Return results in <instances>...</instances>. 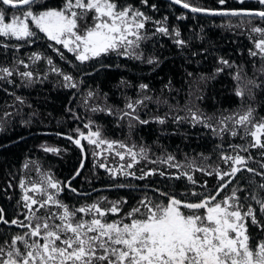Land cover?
I'll return each instance as SVG.
<instances>
[{
    "label": "snow or ice",
    "instance_id": "1",
    "mask_svg": "<svg viewBox=\"0 0 264 264\" xmlns=\"http://www.w3.org/2000/svg\"><path fill=\"white\" fill-rule=\"evenodd\" d=\"M171 2L193 14L247 17L249 25L254 18L264 22V0H256L261 6L257 10L203 8L192 4L190 0ZM239 2L243 4L245 0ZM141 3L147 5L148 0H141ZM218 3L222 6L226 0H218ZM166 20L165 17L163 21H153L139 8L130 3H121L120 0H61L59 5L52 4L51 0L48 3L45 0H0V38H3L0 48L19 52L25 45L46 39L50 42L48 47L68 63L71 61L66 53L80 64L115 54L158 65L157 58H145L140 51L143 42L150 38L146 24L153 23V35L160 33L172 37L174 44L181 49L188 44V41L181 39L178 29L169 31ZM81 22L84 23L83 28ZM249 32L258 36L253 40L249 55L264 61V28L252 26ZM7 41L18 43L10 44ZM42 59L46 60L52 72L62 76L65 88H78L74 77L62 72L51 57H42L39 53L29 56L33 64ZM219 63L234 67L224 59ZM20 66L27 69L30 65L15 56L12 67L0 65V81L11 84L13 81L10 78L18 75L26 84L32 83L33 73L19 71ZM222 71L223 68L216 69L217 74ZM259 71L264 74V65ZM188 75L191 77L193 74ZM210 78L214 76L199 77L200 80ZM233 79L236 81L235 95L241 102L238 109L227 115L221 113L215 118L214 124L211 123L214 118L205 116L198 108L194 110L187 107V115L174 117L177 124L181 121L201 124L221 140L225 135L233 138L240 136L245 143L229 144L230 152L223 150V144L217 145L221 149L218 159L225 167L221 169L216 165L209 170L208 167L196 165L195 161L181 164L170 154L159 161L176 169L178 175L175 179L186 178L192 185L197 183L191 174L194 171L215 175L221 183L212 192L189 190L176 195L158 188L152 189V196L145 192L127 212H123L122 207L128 203L126 199L108 201L102 197L90 204L70 206L60 196L65 188L80 195L71 187V179L62 182L37 168L38 180L22 178L19 181L22 195L18 204L24 209L19 215L23 219L17 217L6 220L3 209H0V224L21 229L5 234L0 240V264H264V171L248 167L253 157L242 154L249 153L251 149L264 150V116L257 119L256 108L247 102L254 99L253 90L260 88L261 83L252 78L245 80L239 71L233 74ZM138 87L141 92L147 93V84L142 83ZM94 95L91 91L87 94L88 98ZM16 99L23 103L22 98ZM145 101H152V97L144 95L135 101L128 98L125 108L117 110L115 114L119 119L127 117L130 122L135 120L147 124L149 121L141 120L136 114L137 108ZM154 102L161 103L159 100ZM91 111L114 114L110 107L94 106ZM167 116V113L165 117L157 116L155 122L163 125L167 122ZM84 127L88 129L87 133L76 129V137H65L80 149L83 156L72 179L80 175L87 158L82 141H87L94 149L115 151L121 160L125 159L126 154L130 157L129 162L119 168H108L105 163L94 164V167L105 169L113 179L117 178L118 173L135 177L134 173L126 169L133 168L139 159L147 158L144 148L137 151L135 145L104 138L99 127L93 130L91 121ZM42 149L55 154L61 151L47 145H43ZM92 155L101 157L102 152L94 150ZM261 155L264 156V151ZM28 167V164L24 165L25 169ZM261 168H264V164H261ZM155 171L149 170L135 178L145 179L154 175ZM244 171L251 174L247 184L237 182L218 199L237 174ZM160 175L165 173L160 172ZM255 177H260V182ZM201 188L206 189L207 184L201 185ZM242 192L243 197L240 195ZM189 197L197 199L191 200ZM105 203L107 206L102 207ZM41 209L44 210L43 215L39 214ZM109 216L116 218L109 220ZM249 221L259 230L256 238L249 233Z\"/></svg>",
    "mask_w": 264,
    "mask_h": 264
},
{
    "label": "trees",
    "instance_id": "2",
    "mask_svg": "<svg viewBox=\"0 0 264 264\" xmlns=\"http://www.w3.org/2000/svg\"><path fill=\"white\" fill-rule=\"evenodd\" d=\"M45 2L48 3L49 0ZM60 2L61 0H51L54 5H59ZM120 2L130 3L139 8L153 21H163L166 17L169 31L178 29L181 32V39L188 41L187 47L182 49L177 47L172 37L160 33L153 35L155 26L149 22L146 29L150 38L143 42L140 51L145 58H157L158 65L126 59L115 54L80 64L71 54L66 53L68 60L71 61L68 63L61 60L48 47L50 42L46 39L25 45L19 52L0 48V65L12 67L15 56L30 65L27 69L20 66L19 71L33 73V82L30 84H26L18 75L10 78L13 81L11 84L0 81V209H3L6 220L10 221L17 217L23 219V216L19 215L24 211L22 205L18 204L21 198L19 181L22 178L35 177L36 168L52 174L62 182L71 179V187L80 195L65 188L60 196L70 206L90 204L102 197H106L108 201L126 199L128 203L122 207L123 212H127L145 192L152 196V189L158 188L176 195L189 190L212 192L218 183H221L215 175L209 176L194 171L191 174L197 183L192 185L186 178L175 179L174 177L178 175L176 169L159 161L170 154L181 164L195 161L196 165L208 167L209 170L216 165L221 169L225 167L218 159L221 149L217 145L223 144V150L230 152L229 144L245 143L240 136L233 138L225 135L221 140L201 124L193 125L190 121H181L177 124L174 117L187 115V107L194 110L198 108L205 116L213 117L211 123L214 124L215 118L221 113L227 115L238 109L241 102L235 95L236 81L233 79V74L238 71L245 80L252 78L261 83L260 88L253 90L254 99L247 102L256 108L257 119L264 116V74L259 71L264 61L249 55V50L253 48V40L258 38L255 34H250L249 29L252 26L264 28V22L254 18L249 25L246 22L247 17L193 16L175 9L162 0H148L147 5L142 4L141 0ZM190 2L211 9L257 10L261 7L256 1L241 4L235 0H226L222 6L218 0ZM181 16L185 18L178 19ZM81 27H84L83 22ZM32 53L51 57L62 72L74 77L78 88H65L62 76L52 72L46 60L42 59L33 64L29 60ZM221 59L227 60L234 67L229 68L220 64ZM217 68H223V71L217 74ZM188 73L193 75L190 77ZM201 76L214 78L200 80ZM142 83L148 85L147 93L140 91L138 86ZM89 91L95 93L91 98L87 96ZM144 95L152 97V101H145L140 105L136 114L141 120H147L149 123L141 124L135 120L130 122L127 117L118 118L115 113L125 108L128 98L135 101ZM17 97L22 98L23 103H20ZM156 100L161 103H155ZM94 106L110 107L114 114L108 115L104 111L93 112L91 108ZM166 113L168 116L165 124L155 122L157 116L165 117ZM90 121L93 130L99 127L104 138L146 150L147 159L140 160L131 170L135 177H140L153 169L156 170L155 174L145 179L133 176H117L113 179L109 173L94 167V164L115 165L116 157L109 155L94 160L85 148L87 158L84 161V168L79 176L72 179L83 158L82 153L71 141L54 135L76 137L78 135L76 129L87 133L88 129L84 125ZM43 145L59 148L61 151L59 154L45 152L42 149ZM262 151L264 150L251 149L249 153H242L253 157L248 167L264 171V168H261V164H264ZM204 157L208 159L205 160ZM25 164L29 166L27 169L24 168ZM160 172H164L165 175L161 176ZM250 177L251 174L246 171L238 173L233 183L218 199L227 194L237 182L246 185ZM255 180L260 182V177H255ZM205 183L207 188L202 189L201 185ZM240 195L243 197L244 193ZM106 206V203L102 205ZM39 214L43 215L44 210L41 209ZM115 218L108 217L109 220ZM248 227L249 233L256 238L259 234L257 227L251 225L250 221ZM19 231L21 229L15 226L9 228L0 224V240L7 233Z\"/></svg>",
    "mask_w": 264,
    "mask_h": 264
},
{
    "label": "rangeland",
    "instance_id": "3",
    "mask_svg": "<svg viewBox=\"0 0 264 264\" xmlns=\"http://www.w3.org/2000/svg\"><path fill=\"white\" fill-rule=\"evenodd\" d=\"M237 3H240L239 2V0H235ZM246 1H256V0H245V2ZM91 15V14H90ZM83 28V27H82ZM82 144L85 146V148H87V150H88V152H89V156L91 157H93L94 158V160H99V159H103V158H106L107 156H109V155H111V156H114V157H116V159H117V163L115 164V165H111V164H106L107 165V167L108 168H112V169H115V168H119L120 167V165H126L128 162H129V159H130V157L126 154L125 155V159L124 160H121L120 158H119V156H117L116 154H115V151H112V152H108V151H103L102 149H94V146H92V145H88L87 144V141H82ZM48 146V145H47ZM51 147V146H50ZM104 147H106V146H104ZM140 148L139 147H136V150L138 151ZM97 151V152H102V156L101 157H94L93 155H92V153H93V151ZM118 151H121V152H123L124 150L123 149H117ZM146 157H147V155H146ZM139 159V158H138ZM147 159V158H146ZM146 159H139V161L140 160H146ZM137 164V163H136ZM224 165V164H223ZM225 166V165H224ZM134 167V166H133ZM101 170H103V171H105V169H103V168H100ZM127 171H129V172H131V170H132V168L131 169H126ZM42 172V171H41ZM106 173H109V172H107V171H105ZM35 173H36V175H35V177H29V178H26V179H28V180H38L39 179V177H38V173H37V168H36V171H35ZM117 176H123V175H120L119 173L117 174ZM124 177H128V176H124ZM21 195H22V193H21ZM29 195H31V193H29Z\"/></svg>",
    "mask_w": 264,
    "mask_h": 264
},
{
    "label": "water",
    "instance_id": "4",
    "mask_svg": "<svg viewBox=\"0 0 264 264\" xmlns=\"http://www.w3.org/2000/svg\"><path fill=\"white\" fill-rule=\"evenodd\" d=\"M162 1L168 3L169 5H171L172 7H174L175 9H177V10L183 12V13H186V14H189V15H193V16L212 17V18H230V17H232V16H211V15H206V14H201V13L193 14V13H191L188 9H184V8H182L180 5L173 4V3L171 2V0H162ZM235 10H240V9H235ZM54 136H56V137H58V138L66 139L65 137H63V136H61V135H57V134H56V135H54ZM66 140H68V139H66ZM69 141H70V140H69Z\"/></svg>",
    "mask_w": 264,
    "mask_h": 264
}]
</instances>
